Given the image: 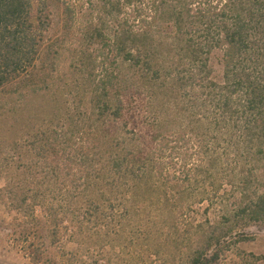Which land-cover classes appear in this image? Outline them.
I'll return each mask as SVG.
<instances>
[{"label": "rangeland", "instance_id": "374dc122", "mask_svg": "<svg viewBox=\"0 0 264 264\" xmlns=\"http://www.w3.org/2000/svg\"><path fill=\"white\" fill-rule=\"evenodd\" d=\"M53 13L45 45L62 33V12ZM83 15L80 9L79 22ZM47 57L43 91L0 117L7 144L0 154V264H188L197 253L207 264H264V221L236 215L241 192L264 189V153L249 141L244 121L224 119L215 107L221 51L209 57L210 77L202 84L185 83L189 66L174 61L163 62L160 77L141 65L126 70L129 83L114 91L106 121L67 47L53 69ZM83 121L96 123L101 140L82 181L64 189L42 185L35 215L17 210L7 189H28L30 180L22 183L19 174L37 171L32 148L40 132L63 138ZM183 136L161 160L160 176L157 144ZM43 203L52 215L42 212Z\"/></svg>", "mask_w": 264, "mask_h": 264}, {"label": "trees", "instance_id": "16d2710c", "mask_svg": "<svg viewBox=\"0 0 264 264\" xmlns=\"http://www.w3.org/2000/svg\"><path fill=\"white\" fill-rule=\"evenodd\" d=\"M55 8L62 12V33L45 45L44 33ZM65 47L81 63L83 85L90 86V101L98 105L104 121L111 117L114 91L129 83L126 70L141 65L160 77L163 62L174 61L189 66L185 83L202 84L210 77L209 57L221 51L224 78L219 87L214 85L221 96L215 107L224 119L244 121L249 141L264 153V0H0L1 118L30 93L43 91L48 80L46 73H40L43 56H48L45 62L53 69ZM114 115L119 116V110ZM82 125L64 130L63 138L60 133L40 132V141H34L32 148L40 158L39 167L35 172L29 167V175L19 174L22 183L30 180L28 189L23 185L20 191L7 189L17 210L34 216L33 199L41 196L42 185L64 189L82 181L86 159L101 140L96 123ZM0 140L1 154L7 144ZM181 140L185 136L163 138L157 144L155 165L160 176L166 169L161 160L167 151L177 150ZM64 158L69 162L64 163ZM243 185H248L247 180ZM241 195L236 215L264 221V189L256 187ZM41 208L52 215L44 203ZM188 264L207 263L203 253H197Z\"/></svg>", "mask_w": 264, "mask_h": 264}]
</instances>
